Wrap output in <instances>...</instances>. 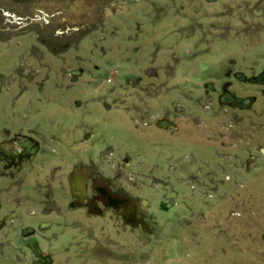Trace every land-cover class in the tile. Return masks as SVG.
I'll use <instances>...</instances> for the list:
<instances>
[{
	"label": "rangeland",
	"instance_id": "obj_1",
	"mask_svg": "<svg viewBox=\"0 0 264 264\" xmlns=\"http://www.w3.org/2000/svg\"><path fill=\"white\" fill-rule=\"evenodd\" d=\"M33 5L0 0L26 23L0 14V140L50 164L0 208V264H29L32 238L52 264H264V85L223 72L264 69V0H43L48 23ZM224 80L249 108L217 104ZM72 162L147 202L150 231L71 208Z\"/></svg>",
	"mask_w": 264,
	"mask_h": 264
},
{
	"label": "flooded vegetation",
	"instance_id": "obj_2",
	"mask_svg": "<svg viewBox=\"0 0 264 264\" xmlns=\"http://www.w3.org/2000/svg\"><path fill=\"white\" fill-rule=\"evenodd\" d=\"M9 1L10 8L17 9L24 5V3H36V5L43 0H7ZM211 1V0H209ZM36 5H33L32 8H34L36 11L32 14V16H29L31 20L37 22L38 20L43 21L44 23H48L45 16L47 15V12H44L41 7H38ZM59 11H54L50 13V15H54L53 13L58 14ZM2 13L3 17H9L10 21H14L17 23V27L24 29L26 23L21 21V18L23 16L15 15L14 12H9L6 9H1L0 7V14ZM11 15V16H10ZM27 17V16H25ZM224 74L230 75L235 80H242L245 79L249 83L256 84V85H264V69L258 71L254 75L245 76L240 70L231 69L229 67H225L223 70ZM230 84L229 80H224L220 87L219 91L216 93V102L219 106H222L223 110H227V107H235L237 109H247L249 108L250 104L254 102L255 98L254 96H245V97H239L237 95H234L229 89L228 86ZM176 109L182 110L179 108V104H176ZM31 125V123H27V126ZM167 122L163 123V126H166ZM1 126V124H0ZM231 124L228 123L226 127H230ZM7 132V131H6ZM8 133V132H7ZM10 137H6L4 139L0 140V188L1 187H7L8 185L6 182H12L9 186L12 187L11 195L3 197L2 202H0V208L3 207H11L15 206L16 204V193L17 188L15 185H17V181H20L24 179V176L22 175L24 170L27 166V164H31V161L38 162L39 157L41 159H45L44 162L48 165L50 162H48L46 159L47 157H43V153H39V145L35 139H32V137L27 136L25 133H19L16 131H13ZM7 135H4V137ZM264 147V144H263ZM262 148H259V152L262 154ZM254 157L251 155L249 156V160L251 163L254 162ZM41 162V161H40ZM249 162V163H250ZM71 169L68 176V187H67V195H68V201L67 204L73 208V209H81L83 212L87 213V211H95L98 214L94 215H101L102 213L109 211L117 216L119 218L120 223L122 226H131L130 224H123V218L120 214L122 211L121 207H118L117 209H114L112 206L108 204L109 200L107 201L108 192L116 193V194H122L128 198L136 199L128 192H125L123 190L118 189L114 185H112L107 179H103L97 172L92 170L88 165L82 164L80 162H72L71 163ZM48 168V167H47ZM22 172L20 175L19 173ZM18 176V177H17ZM73 181H69V180ZM75 181V182H74ZM3 185V186H1ZM31 187V182L24 183L23 189L21 188V193L26 194V190ZM47 189H44V191H41L42 198H47ZM64 193V192H63ZM59 195V194H58ZM23 197V196H22ZM56 197V193L54 198ZM140 200V199H137ZM145 206L143 205L139 206V209L143 211V215L139 216L138 214L135 217H128L130 220L129 223H134L132 227H136L142 230L141 222L145 221H151L148 213L146 212V209H144ZM10 209V208H9ZM29 215L34 214L33 210H30ZM88 215H93L88 213ZM122 220V222H121ZM6 222L12 223L13 219L11 217H7L6 213L0 214V227H2ZM8 223V224H9ZM152 221L150 224L146 225L147 228H151ZM33 231H31L30 228L22 229L20 234L21 237H26L29 235H32ZM24 248L26 250V255L28 254L30 256L29 264H52L51 258L49 254L41 253L36 239L32 238L30 240L25 241Z\"/></svg>",
	"mask_w": 264,
	"mask_h": 264
},
{
	"label": "water",
	"instance_id": "obj_3",
	"mask_svg": "<svg viewBox=\"0 0 264 264\" xmlns=\"http://www.w3.org/2000/svg\"><path fill=\"white\" fill-rule=\"evenodd\" d=\"M70 182L73 180H69ZM75 182V181H74ZM108 197H107V201L109 200L108 204L110 206H112L114 209H117L118 207L122 208V211L120 212L122 218H123V223L124 224H130L131 226L134 225V223H129L130 220L128 219V217H135L137 214L139 216L143 215V211H141L139 209L140 205H146L147 202H145L144 200L138 201L137 199H132V198H128L122 194H116V193H111L108 192ZM90 214H98L95 211H87ZM150 224V222L147 220L145 222H141V227L142 230L149 232L150 228H147L146 225Z\"/></svg>",
	"mask_w": 264,
	"mask_h": 264
}]
</instances>
